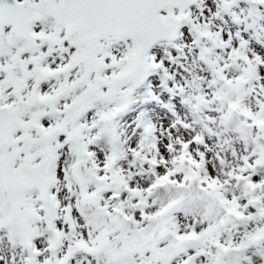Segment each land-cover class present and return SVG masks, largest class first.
Wrapping results in <instances>:
<instances>
[{
  "label": "snow or ice",
  "instance_id": "snow-or-ice-1",
  "mask_svg": "<svg viewBox=\"0 0 264 264\" xmlns=\"http://www.w3.org/2000/svg\"><path fill=\"white\" fill-rule=\"evenodd\" d=\"M0 264H264V0H0Z\"/></svg>",
  "mask_w": 264,
  "mask_h": 264
}]
</instances>
